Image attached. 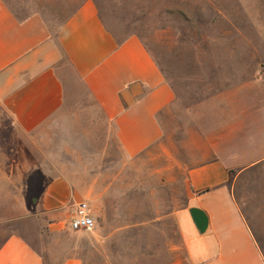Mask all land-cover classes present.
Segmentation results:
<instances>
[{
	"label": "rangeland",
	"instance_id": "1",
	"mask_svg": "<svg viewBox=\"0 0 264 264\" xmlns=\"http://www.w3.org/2000/svg\"><path fill=\"white\" fill-rule=\"evenodd\" d=\"M83 1L13 0L12 9L38 14L56 33ZM92 1L117 41L143 42L176 101L159 117L161 139L132 158L121 154L68 66L67 107L39 132H18L0 106V238L22 234L41 251L53 243L45 264L73 250L84 264H184L174 214L186 204L189 171L211 158V103L227 110L264 102V0ZM60 175L95 220L80 237L65 219L66 233L51 235L58 219L37 214L43 179ZM41 230L47 237L39 240Z\"/></svg>",
	"mask_w": 264,
	"mask_h": 264
},
{
	"label": "crops",
	"instance_id": "2",
	"mask_svg": "<svg viewBox=\"0 0 264 264\" xmlns=\"http://www.w3.org/2000/svg\"><path fill=\"white\" fill-rule=\"evenodd\" d=\"M12 4L0 0V106L18 132H39L67 107L68 66L122 155L135 157L161 139L159 117L177 92L138 37L117 41L92 0L81 2L56 33L36 13L18 16ZM218 102L204 115L211 158L189 171L186 204L174 214L184 264H264V102L227 110ZM43 180L37 214L58 219L56 233L55 223L48 228L61 236L81 197L67 176ZM65 208L70 215H61ZM36 237L47 235L41 230ZM53 245L41 251L8 232L0 238V264L51 262ZM84 262L74 250L57 260Z\"/></svg>",
	"mask_w": 264,
	"mask_h": 264
},
{
	"label": "built area",
	"instance_id": "3",
	"mask_svg": "<svg viewBox=\"0 0 264 264\" xmlns=\"http://www.w3.org/2000/svg\"><path fill=\"white\" fill-rule=\"evenodd\" d=\"M95 227V220L89 214V207L85 201L76 205L74 214L67 222V228L71 232H89Z\"/></svg>",
	"mask_w": 264,
	"mask_h": 264
}]
</instances>
